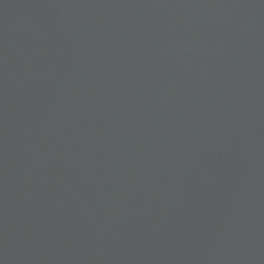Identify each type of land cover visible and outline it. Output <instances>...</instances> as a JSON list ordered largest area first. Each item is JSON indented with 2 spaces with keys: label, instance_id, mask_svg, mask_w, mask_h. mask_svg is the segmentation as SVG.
Returning <instances> with one entry per match:
<instances>
[{
  "label": "water",
  "instance_id": "obj_1",
  "mask_svg": "<svg viewBox=\"0 0 264 264\" xmlns=\"http://www.w3.org/2000/svg\"><path fill=\"white\" fill-rule=\"evenodd\" d=\"M0 264H264V0H0Z\"/></svg>",
  "mask_w": 264,
  "mask_h": 264
}]
</instances>
